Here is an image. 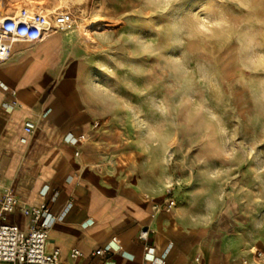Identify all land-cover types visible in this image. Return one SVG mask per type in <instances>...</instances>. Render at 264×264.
<instances>
[{
  "label": "crops",
  "instance_id": "obj_1",
  "mask_svg": "<svg viewBox=\"0 0 264 264\" xmlns=\"http://www.w3.org/2000/svg\"><path fill=\"white\" fill-rule=\"evenodd\" d=\"M100 40L77 25L57 28L14 42L0 63V200L10 190L19 207L44 203L53 217L46 250L58 247L67 264H142L143 227L164 264H264L251 252H264V160L254 171L210 133L194 156L171 132L157 140L149 117L130 107L137 101L125 95L124 66L102 59ZM170 195L176 205L167 211ZM19 207L7 220L27 229Z\"/></svg>",
  "mask_w": 264,
  "mask_h": 264
},
{
  "label": "rangeland",
  "instance_id": "obj_2",
  "mask_svg": "<svg viewBox=\"0 0 264 264\" xmlns=\"http://www.w3.org/2000/svg\"><path fill=\"white\" fill-rule=\"evenodd\" d=\"M1 1L7 12H69L81 34H102V59L124 66L125 95L137 101L130 107L149 117L157 140L171 132L173 145L186 143L194 156L198 139L210 133L231 157L260 169L264 0ZM179 154L168 157L175 174Z\"/></svg>",
  "mask_w": 264,
  "mask_h": 264
},
{
  "label": "built area",
  "instance_id": "obj_3",
  "mask_svg": "<svg viewBox=\"0 0 264 264\" xmlns=\"http://www.w3.org/2000/svg\"><path fill=\"white\" fill-rule=\"evenodd\" d=\"M73 25L74 21L69 12L46 16L23 7L7 12L0 0V63L9 58L14 42H36L53 29H68ZM32 127V122L24 123L26 131ZM77 139L82 140L83 135H79ZM175 205L176 200L170 195L164 205L165 210L169 211ZM17 207L18 199L10 190H6L0 200V264H67L59 260L58 247L52 251L46 250L47 231L53 218L48 207L44 203L35 207H19L21 214L28 219L27 229L7 220L8 214L14 212ZM151 232L149 227H143L138 234V239L145 245L142 264H164L166 253L156 257L154 247L147 244ZM112 243H116L115 237L112 238ZM109 250H112V247H99L92 251V255L100 256ZM251 252L259 262L264 257V252L256 248ZM81 255L75 247L69 251L71 259H77ZM243 264H247V261L243 260Z\"/></svg>",
  "mask_w": 264,
  "mask_h": 264
},
{
  "label": "bare ground",
  "instance_id": "obj_4",
  "mask_svg": "<svg viewBox=\"0 0 264 264\" xmlns=\"http://www.w3.org/2000/svg\"><path fill=\"white\" fill-rule=\"evenodd\" d=\"M64 3H68L70 5H76L80 0H61ZM90 23H96V20H91Z\"/></svg>",
  "mask_w": 264,
  "mask_h": 264
},
{
  "label": "snow or ice",
  "instance_id": "obj_5",
  "mask_svg": "<svg viewBox=\"0 0 264 264\" xmlns=\"http://www.w3.org/2000/svg\"><path fill=\"white\" fill-rule=\"evenodd\" d=\"M162 2H163V0H162Z\"/></svg>",
  "mask_w": 264,
  "mask_h": 264
}]
</instances>
